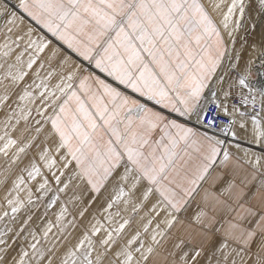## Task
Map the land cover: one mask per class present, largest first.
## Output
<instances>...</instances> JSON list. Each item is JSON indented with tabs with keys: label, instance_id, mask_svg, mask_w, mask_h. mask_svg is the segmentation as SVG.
Wrapping results in <instances>:
<instances>
[{
	"label": "snow or ice",
	"instance_id": "6c2138e0",
	"mask_svg": "<svg viewBox=\"0 0 264 264\" xmlns=\"http://www.w3.org/2000/svg\"><path fill=\"white\" fill-rule=\"evenodd\" d=\"M0 264H264V0H0Z\"/></svg>",
	"mask_w": 264,
	"mask_h": 264
}]
</instances>
